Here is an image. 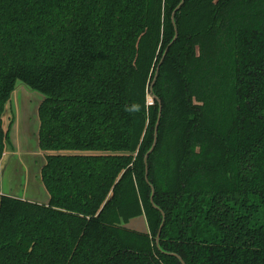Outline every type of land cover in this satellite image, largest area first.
<instances>
[{
	"label": "trees",
	"instance_id": "trees-1",
	"mask_svg": "<svg viewBox=\"0 0 264 264\" xmlns=\"http://www.w3.org/2000/svg\"><path fill=\"white\" fill-rule=\"evenodd\" d=\"M182 1L0 0V190L22 81L50 196L0 195V264H264V0Z\"/></svg>",
	"mask_w": 264,
	"mask_h": 264
},
{
	"label": "rangeland",
	"instance_id": "rangeland-1",
	"mask_svg": "<svg viewBox=\"0 0 264 264\" xmlns=\"http://www.w3.org/2000/svg\"><path fill=\"white\" fill-rule=\"evenodd\" d=\"M18 96H22L23 100L16 99ZM44 98L45 95L40 91L30 88L22 81H17L12 98L6 104L3 126L5 129L9 128L12 120L11 142L9 143L12 148L9 149L11 153L9 152V155L2 160L0 195L16 194L24 199H35V202L43 200L41 195L36 194L35 184L30 181L25 171L28 169L26 165L29 164L27 160L30 162L29 159L31 161L34 159V164L30 163V165L33 168V176L37 177L42 165L40 162L44 158L43 151L38 144L37 134L39 128L38 107ZM148 101H153L151 92L148 95ZM144 217L143 215L130 220L127 226L139 230L148 229Z\"/></svg>",
	"mask_w": 264,
	"mask_h": 264
},
{
	"label": "crops",
	"instance_id": "crops-1",
	"mask_svg": "<svg viewBox=\"0 0 264 264\" xmlns=\"http://www.w3.org/2000/svg\"><path fill=\"white\" fill-rule=\"evenodd\" d=\"M14 93V92H13ZM13 93H12V95H13ZM12 98V97H11ZM16 99H18L19 101H22L23 100V97L22 96H18V97H16ZM42 102V101H41ZM39 108V107H38ZM39 117V116H38ZM12 126V120L10 121V128H12L11 127ZM39 129V128H38ZM10 131H11V129H10ZM37 134H38V132H37ZM10 142H11V138H10ZM12 148V145L11 144H8L7 146H6V149H5V152H4V154H3V157H2V159H1V167H2V160L4 159V157L5 156H7V155H9V149H11ZM42 151V150H41ZM11 153V152H10ZM42 155L44 156V158L42 159V161L40 162L42 165H41V169H40V173L37 175V177L35 176H33V171H32V167H31V165H30V163H33L34 162V159L31 161V159H29L30 160V162L27 160V163H29V164H27L26 166L28 167V169H26V175H27V177L30 179V181H32L35 185V188H34V190H36V194L37 195H41L42 196V198H43V200L42 201H38L39 203H48L49 202V198H50V196H49V193L47 192V190H46V188H41V187H45L44 186V184L42 183V181H41V170H42V167H43V165H44V163H45V161H46V157H45V153L44 152H42ZM34 164V163H33ZM26 167V168H27ZM37 179V181H38V183H37V181H36V179ZM39 181H40V183H39ZM43 189V190H42ZM45 189V190H44ZM44 191V192H43ZM12 196H16V197H19L18 195H16V194H12ZM22 198V197H21ZM24 199V198H23ZM26 200H30V201H34L35 199H26ZM36 201V200H35ZM145 218V217H144ZM145 222H146V218H145ZM147 223V222H146ZM147 226H148V224H147ZM133 229H136V228H133ZM136 230H139V229H136ZM139 231H144V232H148L149 231V228L148 229H145V230H139Z\"/></svg>",
	"mask_w": 264,
	"mask_h": 264
},
{
	"label": "water",
	"instance_id": "water-1",
	"mask_svg": "<svg viewBox=\"0 0 264 264\" xmlns=\"http://www.w3.org/2000/svg\"><path fill=\"white\" fill-rule=\"evenodd\" d=\"M184 0L181 2V4L174 10L173 12V18L176 14V11L181 7V5L183 4ZM178 36V31H177V28H176V35H175V38ZM174 38V39H175ZM166 52L167 50L165 51L164 53V56L166 55ZM163 60V59H162ZM161 60V61H162ZM158 76V69H157V72H156V75H155V78H154V81L152 82L151 86H150V92H151V95H152V98L153 100L158 98L155 93H154V83L156 81V78ZM159 102H160V109H159V116H158V120H157V123H156V126H155V139H154V143L152 145V147L150 148V150L145 154V161L147 162L148 160V157L150 155V153L152 152V150L155 148V145H156V142H157V132H158V127H159V123H160V118H161V112H162V102L161 100L159 99ZM147 178H148V173L146 174ZM153 198H154V191L152 193V196H151V200L153 201ZM164 223H162L160 229H159V233H158V236H157V241H158V245H159V238H160V233H161V229H162V226H163ZM160 246V245H159ZM181 258V257H180ZM184 262V261H183Z\"/></svg>",
	"mask_w": 264,
	"mask_h": 264
},
{
	"label": "built area",
	"instance_id": "built-area-1",
	"mask_svg": "<svg viewBox=\"0 0 264 264\" xmlns=\"http://www.w3.org/2000/svg\"><path fill=\"white\" fill-rule=\"evenodd\" d=\"M153 101H154V100H153ZM153 101H148V103H149V104H152V103H153Z\"/></svg>",
	"mask_w": 264,
	"mask_h": 264
}]
</instances>
